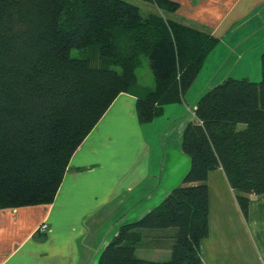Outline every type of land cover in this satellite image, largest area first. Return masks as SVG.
<instances>
[{
    "label": "trees",
    "instance_id": "16d2710c",
    "mask_svg": "<svg viewBox=\"0 0 264 264\" xmlns=\"http://www.w3.org/2000/svg\"><path fill=\"white\" fill-rule=\"evenodd\" d=\"M172 12L170 0H149ZM217 38L142 14L128 0H0V208L49 203L68 159L114 97H135L140 123L183 102ZM72 49L75 51L71 53ZM146 57L152 85L138 82ZM260 77H226L189 106L180 184L135 220L117 226L95 264H200L207 234L206 174L220 168L243 217L264 194V50ZM171 229L169 255L134 254L147 230Z\"/></svg>",
    "mask_w": 264,
    "mask_h": 264
},
{
    "label": "crops",
    "instance_id": "0c3cea01",
    "mask_svg": "<svg viewBox=\"0 0 264 264\" xmlns=\"http://www.w3.org/2000/svg\"><path fill=\"white\" fill-rule=\"evenodd\" d=\"M128 1L144 14H159L217 38L193 80L204 81L201 91L226 77L259 78L264 0H170L177 4L172 12L160 11L149 0ZM185 96L140 123L135 97L118 93L70 155L49 203L0 208V264H95L118 225L137 219L180 184L188 165L180 134L194 120ZM206 193L200 264H264V194L248 200L244 218L220 168L207 172ZM42 223L46 230L40 233ZM170 231H144L134 254L166 259Z\"/></svg>",
    "mask_w": 264,
    "mask_h": 264
},
{
    "label": "rangeland",
    "instance_id": "374dc122",
    "mask_svg": "<svg viewBox=\"0 0 264 264\" xmlns=\"http://www.w3.org/2000/svg\"><path fill=\"white\" fill-rule=\"evenodd\" d=\"M140 12L142 13V14H144V11H143V9L141 8L140 9ZM75 50L74 49H72V51H71V53H73ZM204 70L205 69H202V72H204ZM207 72V71H206ZM259 74H260V67H259ZM205 75H206V73H205ZM136 76H137V78H138V82L139 83H141L142 85H148V83H152V75H151V71H150V69H149V67H148V62H147V59H146V57H144V56H141V63H140V66L138 67V68H136ZM200 76H203V73H202V75H200ZM260 77V76H259ZM200 78V77H199ZM206 79V78H205ZM205 79H203V80H205ZM259 79V78H258ZM257 79V80H258ZM204 82V81H203ZM203 82H202V80L201 79H198V81H196V83L195 82H193L192 84L193 85H191L187 90H186V92L184 93V96H185V100H186V102H187V104H188V106H190L191 104H192V99H194V98H192V95H193V97H194V95L196 94V93H198V91H201L200 89H201V87H202V84H203ZM151 85V84H150ZM214 85V84H213ZM213 85H211V86H213ZM211 86H208V88L209 87H211ZM191 97V98H190ZM189 99H191V100H189Z\"/></svg>",
    "mask_w": 264,
    "mask_h": 264
},
{
    "label": "built area",
    "instance_id": "2783aa9c",
    "mask_svg": "<svg viewBox=\"0 0 264 264\" xmlns=\"http://www.w3.org/2000/svg\"><path fill=\"white\" fill-rule=\"evenodd\" d=\"M46 230V225L44 223L40 224L37 228L38 232H44Z\"/></svg>",
    "mask_w": 264,
    "mask_h": 264
}]
</instances>
